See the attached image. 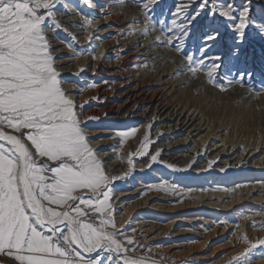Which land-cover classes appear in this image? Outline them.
<instances>
[{"label":"snow or ice","instance_id":"1","mask_svg":"<svg viewBox=\"0 0 264 264\" xmlns=\"http://www.w3.org/2000/svg\"><path fill=\"white\" fill-rule=\"evenodd\" d=\"M58 2L0 0V256L12 257L17 264H155L128 255L136 251L137 242L118 229L110 195L113 183L128 174L105 171L81 126L77 105L61 86L47 34L49 28H60ZM154 2L141 0L145 23H153L149 12ZM209 3L200 0L199 10L180 23L172 19L165 46L183 55L184 70L193 77L204 72L215 83L223 72L244 86L255 75L250 65L256 61V47L254 41L251 51L242 46L252 28L264 41V10L254 19L252 0H244L239 9L231 0H220V6L208 8L202 43L186 52L190 26ZM180 12L177 8L176 14ZM217 16L234 33L226 56L208 51L224 38ZM260 62L264 66V50ZM252 90L264 91V82ZM150 143L145 135L139 153L133 155H147ZM159 156L157 151L151 162ZM244 243L247 246L229 264L264 260V239L245 237Z\"/></svg>","mask_w":264,"mask_h":264},{"label":"rangeland","instance_id":"2","mask_svg":"<svg viewBox=\"0 0 264 264\" xmlns=\"http://www.w3.org/2000/svg\"><path fill=\"white\" fill-rule=\"evenodd\" d=\"M231 2L237 9L244 5V0H231ZM199 4L200 0H155V2L150 5L149 12L152 16L153 23L144 22V13L146 10L143 9L141 0H116V2H114L109 8L111 11L103 16H100V13H98L99 9L102 8L95 0H59L56 5V20L59 22L60 28H49L47 34L52 32L56 37V42H61L63 47L69 52L67 57L70 55V58L75 59V61L64 67L67 69L64 70L66 73L59 72L61 86L66 95L77 105L76 113L80 118L81 126L89 136V144L95 149L97 157L104 164L108 161L102 159V157L104 158L103 155L106 153H113V159H111V161H120L123 162L125 166L129 167L126 172L128 175H123L124 178L122 180H117L112 185V192L110 194L112 209L117 205L115 201L116 194L126 190V187L123 185L128 181L132 182V184L127 190H137L138 192L136 196L129 200L130 204L141 203L147 196L157 193L156 196L159 198L170 199L169 201L162 202L170 208H178L193 204L194 198L192 197L197 196L196 192H201L200 195L205 194L207 191L220 192L223 188L229 190L235 186L234 184L246 183L243 182V175L238 172L232 174L226 169L217 170L215 167L209 166L210 164L201 166L202 168H197L194 163L188 161L172 162L166 160V158L163 157L161 150V144L166 141L159 142L155 139L154 127L152 122L148 120L140 123L138 121L135 122L130 119H125L123 116H119L114 120H106V117H102L100 109L102 106L106 107L108 105L112 95L109 90L106 95L100 96L98 94L101 100L104 101L100 103L99 97L96 95L95 91L97 85L101 83V80L89 82L86 76L91 73L92 65L88 64L83 66L85 58L88 62V57H92L91 60L93 59L94 61L100 57V43H94V38L92 39L91 44H82L80 38L83 36L81 35L77 37L72 33L67 32L64 27H62L59 16L65 15L66 11L67 14H69L68 11H70L73 14H77L84 18L83 21H86L87 23L82 24L78 22L74 25L79 27V33L83 34L88 28L89 20L98 23L111 15V13L114 18L116 17L117 19H120L122 15L125 16L127 13L126 11L123 12V9L128 8L130 11L132 9L136 14V18H133L132 21L133 28H126L119 38H116V34H109L105 37H101L100 40H102V43H111L121 40L126 41L136 38L139 36L138 31L141 30L139 28H146L147 35L155 37L154 46H156L158 50L166 51L169 55L171 62L168 65L173 68L176 66L182 68L179 72L176 70L180 75L178 77H181L182 75L186 76L191 73L184 70L185 64L183 62V55L176 52L172 46H165L164 42L167 39L166 32L167 28L171 26L170 21L172 19H177L178 23L182 22L185 15H191L193 12L199 10ZM214 4L220 6V0H211V3H209L201 12V16L193 21L190 26L189 35L185 39L184 51L194 52L202 43V38L206 30V22L209 19L207 16L208 8L212 7ZM177 8H181L179 14H176ZM252 8L254 19H260L261 12L264 10V0H252ZM120 12L122 15L118 14ZM159 20H164L165 23L163 26L155 23V21ZM215 20L217 24L220 25L224 38L214 43L208 51L209 53L226 56L228 48L233 43L234 33L229 31L227 22L218 16ZM110 25L112 24H106L101 29L106 30ZM173 31L175 32L176 30L174 29ZM96 32L97 31H93V33ZM144 37L145 38H141L140 41L145 40L147 36ZM253 41L255 42L256 47V61L250 65V67L254 70L255 75L250 81L246 80L244 86L235 83L234 77H226L223 72L216 75L215 83L209 82L206 73L200 72L195 77L191 74V81L187 84L178 86L180 92L177 94L179 95L175 94L174 96V98L176 97V100L181 103H191L192 107H190V110H194L199 106L206 119H214L218 123L225 124L223 135H226V138L231 141V144L234 142L232 145H239L240 152H242L244 148H248L249 150L250 147H248V145L255 146L259 143L263 144L262 146L264 149V91L256 94L252 90L253 86L259 88L261 83L264 82V66H262L260 62L261 51L264 50V41H261L256 35L255 28L249 30L248 41L242 46L243 50L246 52L251 51ZM140 45L142 46V44ZM79 60H81L82 63L78 64L77 62ZM119 60L120 59H117L116 55H111L106 61L110 64L116 61L118 62ZM162 73L163 71L161 68H157L152 65L151 62H143L139 64L135 70V76H138L145 84L158 83L159 77ZM99 76L100 75L97 74V77ZM67 88L72 90L68 92ZM131 112V116L134 113V116H148V114L141 108L134 109ZM121 133L131 134L125 136L121 135ZM145 135H147L151 141L148 146L147 155H133V153H139L141 145L144 143ZM157 151L160 152L158 161L152 163L151 156ZM129 160L132 161V164L128 163ZM149 164H151V167H149ZM236 174H239L241 177V183H230L233 179V175ZM211 176H218L219 178H225L228 180H226L224 184H220L222 183V181H220L217 184L211 185L208 184L209 180H207V178H211ZM152 177H156L157 180L154 181ZM164 189L171 190L166 191ZM148 212L151 213L150 211L145 210L140 214L143 215V218H154L153 221L160 224L162 227L166 226L171 221L169 218L170 216H166L165 213L157 212L152 216L151 214L148 215ZM200 212L203 211H191L185 213L184 216L190 218ZM142 215L140 216L142 217ZM175 215L177 214H173L172 218L176 217ZM114 216H116L115 212ZM208 218L214 223L201 226V234L204 236H213L208 242H205V239L187 234V229L189 227L182 224L178 228V231L181 232L178 237L173 238L172 236L164 235L163 232H159V239L150 244L143 241L141 242L140 240L139 242L138 239L135 238L134 228L129 223H121L116 217L115 220L118 229L122 231L123 235L131 237L137 242L135 246L136 251L128 253L130 257H146L150 262L154 261L155 264H229L231 258L236 255L234 253L236 249L234 246L235 232L232 230L229 233H221V225H219L220 218H212L210 216ZM225 220L228 222L235 221L233 215L225 218ZM217 228H219V231H216L218 230ZM185 230L187 233H185ZM126 246L129 248L133 247L132 245ZM246 246L247 245L245 244V247ZM188 250L195 251L194 260L187 257ZM170 251L177 253L174 257H169ZM260 253L261 250L257 249L256 255L259 256ZM179 254L180 257L175 258L176 256H179ZM260 262H264V260H257L256 263ZM0 264H17V262H15L12 257L0 256Z\"/></svg>","mask_w":264,"mask_h":264},{"label":"bare ground","instance_id":"3","mask_svg":"<svg viewBox=\"0 0 264 264\" xmlns=\"http://www.w3.org/2000/svg\"><path fill=\"white\" fill-rule=\"evenodd\" d=\"M95 1L102 8L99 9L98 12L100 16L110 12L111 10H109V8L116 2V0ZM122 11H126L127 16L125 14V16H123L121 13ZM122 11L118 13L122 15L120 19L114 18L111 13V15L101 22L88 23V28L83 34L79 33L78 30H80V28L74 25L78 22L82 24L87 23L83 21L84 18L70 11H68L69 14H67L66 11L65 15L59 16L60 23L67 32L77 37L83 36L80 38L82 44H91L94 38V43H100V57L97 60L95 59L96 61L93 59L91 60L92 57H88V62L85 58L83 66L88 64L92 65L91 73L86 76L89 82L101 80V83L96 87V95L98 97L99 95H106L108 90L112 95L108 105L106 107H101V116L106 117V120H114L119 116H123L125 119H130L135 122L138 121L140 123L148 120L152 122L154 127L155 139L159 142L166 141L161 144L162 155L166 160L172 162L188 161L194 163L197 168L211 164V166L215 167L217 170L226 169L232 174L238 172L243 175V182L246 184H234L235 186L229 190L223 188L220 192L207 191L203 195H200L201 192H196L197 196L192 197L194 198L193 204L178 208H170L162 203L170 199L159 198L156 196L157 193L147 196L141 203L130 204L129 200L136 196L138 192L137 190H127L132 184V182L128 181L123 185L126 187V190L116 194L115 201L117 205L113 208L116 215L115 217L121 223H129L135 230V238L138 239V241L147 242V244L157 241L159 239V232H163L164 235L172 236L173 238L178 237L181 233L178 231V228L182 224L189 227L187 229L188 233L186 230L185 233L205 239V242H208L213 236H204L201 234V226L214 223L212 220H209V216L212 218L218 217L220 218L219 225H221V233H229L232 230L235 232L234 246L236 249L234 253L237 254L245 247V237L251 241L263 239L264 237L263 144L259 143L255 146L248 145V147H250L249 150L248 148H244V150L240 152V146L232 145L234 142L231 144V141L226 138V135H223L225 124L218 123L214 119H206L199 106L194 110H190V107H192L191 103L186 104L177 101L174 96L180 92L178 86L187 84L191 81L192 76L189 74L178 77L180 75L177 71H181L182 68L178 66L173 68L168 65L171 62L169 55L166 51L158 50L157 47L154 46L155 37L151 35L148 36L146 28H139L141 30L138 31L139 36L136 38L126 41L121 40L111 43H102V40H100L101 37H105L109 34H116V38H119L126 28H133L132 21L133 18H136V14L132 9L130 11L128 8ZM109 23L112 25H110L108 29H101ZM93 31L97 32L93 33ZM48 35L52 43L57 71L66 73L64 70L67 69L64 67L75 61V59L70 58V55L67 57L69 52L63 47L61 42H56V37L52 32ZM144 36H147L146 39L140 41L141 38H145ZM140 44H142V46ZM111 55H116L117 59L120 60L108 64L106 60L109 59ZM143 62H151L152 65L161 68L163 73L159 77V84H145L143 80L135 76L136 68ZM77 63H82V61L79 60ZM97 74L100 76L97 77ZM67 89L68 92L72 90L69 88ZM99 101L100 103L104 102L100 97ZM137 108L144 110L148 116H134L135 113L131 116V111ZM112 155L113 153H106L103 155L104 158L102 157L103 160L108 161L104 163L107 173L113 176H123L128 171L129 167L125 166L123 162L111 161V159H113ZM239 174L233 175V179L230 183H241L240 181L242 180H240L241 177ZM152 178L154 181L157 180L156 177ZM207 180H209L208 184L213 185L220 181H222L220 184H224L228 179L211 176V178H207ZM145 210L150 211L151 213L148 212L147 214H151L152 216L157 212L165 213L166 216H170L169 218L171 221L166 226L162 227L160 224L153 221L154 218H143V215L140 213ZM191 211L203 212L195 214L194 217L190 218L184 216L185 213ZM173 214H177L175 215L176 217L172 218ZM140 215H142V217ZM231 215L234 216L235 221H226L225 218ZM217 229L216 231H219V228ZM172 252L173 251L169 252V257H174L177 253ZM194 253V250H188L187 257L194 260ZM179 257L180 254L175 258ZM256 264H264V262Z\"/></svg>","mask_w":264,"mask_h":264}]
</instances>
